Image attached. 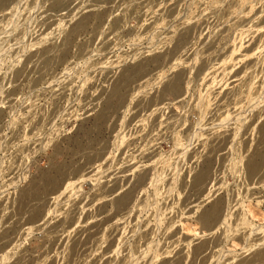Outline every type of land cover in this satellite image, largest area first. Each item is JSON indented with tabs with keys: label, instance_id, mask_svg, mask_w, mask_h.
<instances>
[{
	"label": "rangeland",
	"instance_id": "rangeland-1",
	"mask_svg": "<svg viewBox=\"0 0 264 264\" xmlns=\"http://www.w3.org/2000/svg\"><path fill=\"white\" fill-rule=\"evenodd\" d=\"M263 126L264 0H5L0 223L14 201L40 216L0 264H68L76 244L79 264H161L178 247L183 264H238L264 239V183L242 169L264 156ZM208 154L218 184L186 203ZM217 200L216 248L196 216Z\"/></svg>",
	"mask_w": 264,
	"mask_h": 264
},
{
	"label": "bare ground",
	"instance_id": "bare-ground-1",
	"mask_svg": "<svg viewBox=\"0 0 264 264\" xmlns=\"http://www.w3.org/2000/svg\"><path fill=\"white\" fill-rule=\"evenodd\" d=\"M5 0H0V6H2L4 4ZM80 26V27H79ZM84 27V24L81 22L80 25H78V28L74 29L72 31V34H70V36L78 33L80 31V29H82ZM67 41V40H66ZM68 42V41H67ZM68 46V45H67ZM57 47V46H56ZM53 47L51 49H48L44 52H41V56H46L48 55L50 52H53V50L56 48ZM66 47L65 42L59 46L60 49H58V54L55 56L56 59H58V61H60L62 59V57L64 56V49ZM57 51V50H56ZM53 56H48L45 58V63L50 64L52 62V60L55 59ZM44 63V64H45ZM43 65V64H42ZM50 67V65H49ZM40 68V66H39ZM48 69V68H47ZM41 70V69H40ZM45 70V69H44ZM238 70V69H237ZM236 73H238L236 71ZM241 74V72L239 73ZM234 75V74H233ZM236 75V74H235ZM234 75V76H235ZM233 77V76H232ZM122 81V80H121ZM180 79L178 78L177 82L179 83ZM114 85V84H113ZM117 87V85L115 86ZM215 95V94H214ZM213 95V96H214ZM221 95V94H220ZM124 96V95H123ZM217 96V94H216ZM219 96V95H218ZM212 98L215 97H211L210 100ZM219 98V97H218ZM154 99V98H153ZM221 99V98H220ZM126 100V99H125ZM217 100V99H216ZM122 101V98H117V100H115L113 103H111L110 108H115L120 102ZM157 102V99L155 100ZM152 103V102H151ZM217 103V102H216ZM55 104V103H54ZM143 104V103H142ZM157 104V103H155ZM153 104V105H155ZM212 104V103H211ZM214 104V103H213ZM152 105V106H153ZM215 105V104H214ZM213 105V106H214ZM152 106L150 108H152ZM212 106V105H211ZM109 107V106H108ZM208 107V106H207ZM55 108V107H54ZM136 106L133 107V109H135ZM142 108V107H141ZM139 108V109H141ZM146 108V107H145ZM149 108V109H150ZM210 108V106H209ZM213 108V107H212ZM57 109V108H56ZM211 109V108H210ZM116 109H114L115 111ZM119 112V109H117ZM116 110V111H117ZM136 110V109H135ZM145 110V109H144ZM209 110V109H208ZM113 111V112H114ZM150 111V110H149ZM154 111V110H153ZM56 113V112H55ZM134 113V112H133ZM142 113V112H141ZM135 114V113H134ZM137 114V113H136ZM135 114V115H136ZM117 123V122H116ZM262 132V139L264 140V126L261 130ZM260 133V134H261ZM217 140V139H216ZM224 140V139H223ZM213 141V140H212ZM215 141V140H214ZM213 141V142H214ZM216 142V141H215ZM219 142V141H218ZM223 143V141H221ZM225 143V142H224ZM209 145V144H208ZM211 145V144H210ZM212 146V145H211ZM209 147V146H208ZM213 147V146H212ZM210 148V147H209ZM219 148V147H218ZM224 148V147H223ZM208 149V148H207ZM214 150V149H213ZM224 150V149H223ZM222 150V151H223ZM211 151V150H210ZM208 151V152H210ZM91 153V151H90ZM104 153V152H103ZM98 154L96 156H94V158L87 164L89 166H92L94 164H97L101 158V155H105V154ZM214 152H212L213 154ZM219 153V152H218ZM221 153V152H220ZM223 153V152H222ZM211 154V155H212ZM219 155V154H218ZM217 157V156H216ZM215 157V158H216ZM219 157V156H218ZM222 158V156H221ZM221 158H219L221 160ZM204 163L206 164L204 168L202 169H196L197 172H195L194 175V180L192 181V185L191 188L192 189V193L187 197L186 199V203H191L192 201H194L197 197L204 195L206 192L208 193V190H206V188L209 185V182L211 180H213V186L217 185V177L213 174V166H214V159L212 158V156H210V154H208V156L206 158L203 159ZM246 162V161H244ZM217 163L215 162V165ZM80 168V167H79ZM243 171V176L245 175L246 178H248L249 180H254L255 178L257 180L256 183H252V184H261L264 183V156L260 157L258 156V158L254 159V160H249L246 165L244 166V168H242ZM85 169H76V171H72V173L68 172L66 174L65 172V178L63 180H71V178L78 176L80 174H82L84 172ZM217 171V170H216ZM215 171V172H216ZM226 172V171H225ZM193 174V173H192ZM215 176V178H214ZM45 181H46V189H53L56 188V186L59 183L58 180V175L55 176L52 174L46 175L45 177ZM76 178V177H75ZM245 178V179H246ZM62 180V179H61ZM244 180V178H243ZM61 182V181H60ZM255 182V181H254ZM212 183V182H211ZM217 183V184H216ZM61 184V183H60ZM247 185V182L246 184ZM140 186V185H139ZM249 186V185H248ZM214 187H212L213 189ZM58 189V188H57ZM112 189V188H111ZM102 190V189H101ZM113 190V189H112ZM189 190V189H188ZM130 192H126L124 195H122V197H119V199H117L116 201H114V204L116 206V209H118L119 211L123 210L124 208L126 209V205H128L129 201H130ZM210 196L212 197V194H210ZM132 197V196H131ZM208 198V197H207ZM197 200V199H196ZM189 206V204H188ZM12 209V210H11ZM7 215L6 218L1 221L0 223V232L2 234V238H0V245L2 243L4 244H10L12 243V241L14 242V240L16 239V237H18L20 235V233L22 232L23 228L25 226H27L28 224H32L33 221H35L34 219H36L38 216H40V213H36L34 216L29 215V213H31L30 209H26V208H21V204H19L18 202L14 201L12 202V204L10 205V207L7 208ZM222 211V206L220 204V202L214 201L212 203V205H210L208 208L204 209L202 212L198 213V215L196 216V218L200 221V223H202V229L204 231L207 232H214L212 233L213 235H217L216 238H214L213 242H211L212 244L215 245V247H220V245L222 244L223 240H224V230L219 228V223H218V219L220 218V214ZM237 212V211H236ZM235 213V212H234ZM5 216V215H4ZM233 216H239V214H233ZM232 216V217H233ZM247 219V218H246ZM232 220V219H231ZM222 221V220H221ZM225 222V221H224ZM222 223V222H221ZM233 223H231L232 226ZM234 226V225H233ZM95 233V231H94ZM0 234V235H1ZM220 234V235H218ZM212 235V236H213ZM212 238V237H211ZM210 238V239H211ZM175 241V240H174ZM177 242V241H176ZM184 243V241H183ZM208 242H204L199 244L196 248H195V256H199L200 254L203 253V251H206L205 249H207V247L209 246ZM4 244H2L1 246H3ZM174 244V243H173ZM180 244V243H179ZM180 246V245H179ZM84 247L83 246H79L78 244L74 245L71 249V254L69 256V262L68 264H79V260L81 259V257L84 254ZM213 248V247H212ZM81 249L83 250L81 255ZM183 247H178L175 249V251H173L172 255L168 258V260L162 262L161 264H183L184 261V256H183ZM214 249V248H213ZM212 249V250H213ZM208 250V249H207ZM215 250V249H214ZM205 253V252H204ZM212 253V252H211ZM208 254V253H207ZM209 256V255H208ZM207 258V256H205ZM201 261V260H200ZM203 261V260H202ZM204 263V262H203ZM202 264V263H201ZM238 264H264V239H256L254 240V244L252 246V249L250 251L249 257L246 258H242L240 261H238Z\"/></svg>",
	"mask_w": 264,
	"mask_h": 264
}]
</instances>
